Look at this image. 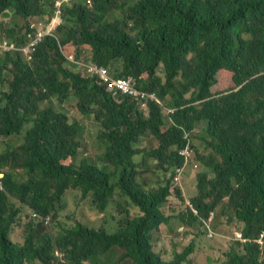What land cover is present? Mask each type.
I'll use <instances>...</instances> for the list:
<instances>
[{
  "label": "trees",
  "instance_id": "16d2710c",
  "mask_svg": "<svg viewBox=\"0 0 264 264\" xmlns=\"http://www.w3.org/2000/svg\"><path fill=\"white\" fill-rule=\"evenodd\" d=\"M56 2L0 0V41L26 45ZM82 63L135 78L161 104L113 97ZM77 115L97 124L96 157L85 155ZM184 131L203 168L191 198L198 214L185 201L176 215L169 197L184 199ZM0 172V264H195L211 212L247 239L232 241L220 264H264V0L63 3L61 24L30 61L0 52ZM74 190L103 224L59 219ZM175 219L193 238L164 257L154 243ZM18 225L22 240L12 238Z\"/></svg>",
  "mask_w": 264,
  "mask_h": 264
},
{
  "label": "rangeland",
  "instance_id": "374dc122",
  "mask_svg": "<svg viewBox=\"0 0 264 264\" xmlns=\"http://www.w3.org/2000/svg\"><path fill=\"white\" fill-rule=\"evenodd\" d=\"M58 1V0H56ZM7 18L2 19V24L7 26ZM86 61V60H84ZM233 87L231 82H228L223 88L219 91L227 90ZM76 117L81 123L82 131H81V140L83 141L84 148L87 149V153L85 155H91L96 157V149L93 148L95 146V142L98 140V127L94 120L84 118L82 115L72 116ZM155 143V139L153 137L149 140V145L153 146ZM196 145L199 149H201L199 140H196ZM83 149V151H85ZM83 156H80L82 158ZM200 160V159H199ZM202 169V164L200 162L198 168H193L189 166L185 171L182 179L181 188L182 195L184 199H180L177 196L169 197V204H171L170 211L179 214L181 210L185 208L186 198L190 199L197 194V180L196 175ZM212 175V174H211ZM80 193L76 190L69 191L65 195V210L64 213L59 217V219L66 223L71 224L73 222V217L80 219L81 221L91 225V226H100L103 224L105 215H101V213L90 203L89 200H85L82 203L80 202ZM171 212V213H172ZM172 213V214H173ZM226 217L216 218L214 219L213 228H214V236L210 237L206 234L199 236L197 248L193 254L195 264H220L223 259H225V252L229 247L230 243L235 239V232L240 231V226L236 223H232L229 225L227 223ZM175 229L172 232H169L165 225H162L161 231L158 233L157 238L154 243V249L161 253L164 257H169L172 253L174 242L180 241L181 246L178 250H182L184 246L190 243L193 235L189 233H184V227L179 226V220L175 219ZM180 235H177L178 232ZM12 238L16 240H22L23 231L22 226L18 225L15 227L12 232Z\"/></svg>",
  "mask_w": 264,
  "mask_h": 264
},
{
  "label": "clouds",
  "instance_id": "9594fccd",
  "mask_svg": "<svg viewBox=\"0 0 264 264\" xmlns=\"http://www.w3.org/2000/svg\"><path fill=\"white\" fill-rule=\"evenodd\" d=\"M61 1H63V0H58L57 2H61ZM70 1V0H69ZM68 1V2H69ZM56 2V3H57ZM56 3H55V7H56V12H55V16L53 17V19L51 20V22L50 23H48L47 25H44V24H41L39 21H33V27H35L36 29H37V32L39 31V29H40V25H43V27H42V29H44V28H46L49 24H51L52 22H53V20H55L56 18H57V12L59 11L60 12V14H59V19H60V23H59V25L61 24V6H62V4L63 3H67V2H62V4L60 5V7L58 8L57 6H56ZM59 25H57L56 27H55V29L59 26ZM54 29V30H55ZM54 30L52 31V34L50 35V36H52V35H54ZM37 34V33H36ZM47 36H49V35H47ZM35 37V36H34ZM34 37L26 44V45H24V46H19L18 45V42H9L8 40H3V41H0V52H2V51H13V52H21L25 57H26V59H27V61H30L31 59H32V52H33V49L39 44H37L33 49H31V51L29 52V53H26L25 51H24V49L27 47V45L34 39ZM71 60H72V57L70 58ZM82 65H84L85 67L86 66H90V65H97V64H93V63H90V64H83L82 63ZM97 66H99V65H97ZM99 67H102V68H105V69H107L108 70V72L110 73V75L113 77V78H115V79H119L118 77H116L114 74H112L111 73V71L108 69V68H106V67H103V66H99ZM87 69V68H86ZM88 72V71H87ZM89 74V73H88ZM90 75V77H93V78H97L98 79V81L100 82V83H102V84H104V85H107V86H109V87H111L109 84H107V83H104L99 77H97V76H94V75H91V74H89ZM129 78H133V77H129ZM129 78H121V79H129ZM134 80H135V78H133ZM112 89H113V97H115V98H117L118 96H120V95H124V94H121V93H115V89L113 88V87H111ZM136 88H137V83H136ZM138 89V88H137ZM139 90V89H138ZM140 91V90H139ZM141 93H144L145 94V97H142V96H139V97H134V96H132V97H134V98H136V99H140L141 100V108L142 109H147L148 108V101L149 100H154V101H157L158 103H160V101L158 100V98H157V96L155 95V94H148V93H145V92H142V91H140ZM129 96H131V95H129ZM150 96H153V98H151ZM144 104H145V106H144ZM161 104V103H160ZM184 139H185V145L183 146V147H181L180 149H179V154L181 155V156H183V158H184V162H183V164L181 165L182 167H178V169H177V176H176V179H177V181H179V183L181 184L182 182H180L181 181V179H182V177H183V175H184V173H185V171L187 170V168L189 167V166H192L193 168H198L199 167V164H200V160H199V158H198V156H197V154H196V149H195V147H194V139H193V132H187V131H184ZM203 168V167H202ZM0 174L2 175V177H3V174L0 172ZM1 185V184H0ZM188 201H190L191 202V200L190 199H187L186 198V208L187 209H189V210H191L190 209V207L188 206V204H187V202ZM195 207V206H194ZM196 208V207H195ZM192 212H193V210H191ZM211 213H213V212H211ZM210 213V214H211ZM198 214V213H197ZM34 216H38L36 213H34ZM209 217V216H208ZM207 217V218H208ZM205 219V218H204ZM214 219H215V215H214ZM42 220H45L46 221V223H48L49 222V217L48 216H46V217H44V218H42ZM213 223H214V220H213ZM203 224H204V222H203ZM205 226V225H204ZM206 230H207V228L206 227H204ZM241 231V230H240ZM207 233H208V230H207ZM208 236H210L209 234H208Z\"/></svg>",
  "mask_w": 264,
  "mask_h": 264
},
{
  "label": "built area",
  "instance_id": "2783aa9c",
  "mask_svg": "<svg viewBox=\"0 0 264 264\" xmlns=\"http://www.w3.org/2000/svg\"><path fill=\"white\" fill-rule=\"evenodd\" d=\"M69 0H63L61 2H57L56 6L59 8L62 2H68ZM89 5L93 3V0H86ZM60 12H57V18L53 20L51 24H49L46 28L42 29L43 25H40V29L35 35L34 39L27 45V47L24 49L26 53H29L31 49H33L38 43H40L47 35H51L52 31L55 29L57 25L60 23L59 19ZM87 71L89 74L99 77L104 83L109 84L111 87L115 89V93H121L124 95H131L134 97H145L144 93H141L136 88V81L133 78L129 79H115L113 78L107 69L99 67L97 65H90L86 66ZM153 98V96H150ZM145 106V104H144ZM2 183V175L0 174V184ZM188 206L195 214L198 213L197 208L194 207V205L188 201ZM213 220H214V213H211L208 218L203 219L204 225L208 230V234L210 236L214 235V229H213ZM264 232L256 239L257 242L263 243ZM235 239L241 240L242 242H245L247 239L243 236L242 231H236L235 232Z\"/></svg>",
  "mask_w": 264,
  "mask_h": 264
}]
</instances>
